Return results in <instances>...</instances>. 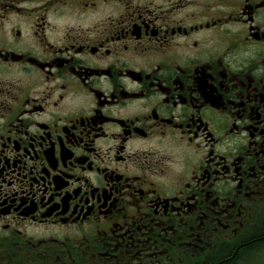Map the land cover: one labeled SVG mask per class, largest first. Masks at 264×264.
<instances>
[{
	"label": "flooded vegetation",
	"instance_id": "af4514ba",
	"mask_svg": "<svg viewBox=\"0 0 264 264\" xmlns=\"http://www.w3.org/2000/svg\"><path fill=\"white\" fill-rule=\"evenodd\" d=\"M0 264H264V0H0Z\"/></svg>",
	"mask_w": 264,
	"mask_h": 264
},
{
	"label": "trees",
	"instance_id": "16d2710c",
	"mask_svg": "<svg viewBox=\"0 0 264 264\" xmlns=\"http://www.w3.org/2000/svg\"><path fill=\"white\" fill-rule=\"evenodd\" d=\"M25 262H27V261H30L31 262V260H24Z\"/></svg>",
	"mask_w": 264,
	"mask_h": 264
}]
</instances>
